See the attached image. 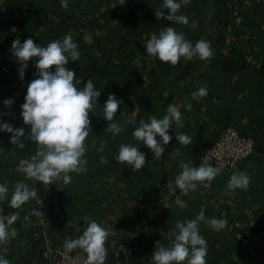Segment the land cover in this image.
I'll use <instances>...</instances> for the list:
<instances>
[{
  "label": "crops",
  "instance_id": "crops-1",
  "mask_svg": "<svg viewBox=\"0 0 264 264\" xmlns=\"http://www.w3.org/2000/svg\"><path fill=\"white\" fill-rule=\"evenodd\" d=\"M118 2L68 0L63 7L60 0H0V119L25 127L26 134L30 131L20 116V106L36 68L29 61L24 79L19 77V63L11 53L16 39L23 42L31 37L45 46L71 33L81 57L68 67L82 84L91 78L101 91L95 111L89 114L92 130L86 141L87 171L72 173L69 184L44 185L27 179L18 163L34 154L35 145L28 141L24 149H18L10 142V133L0 132V182L10 190L18 180L35 184L43 201L36 205L32 200L22 210L0 201L5 215L20 212L13 225L18 235L0 245V253L11 264H51L42 256L44 241L63 248L66 239L81 234L87 217L114 233L106 241L105 264H151L155 247L169 244L165 234L176 222L195 218L203 208L206 217L227 221L220 231L201 222L207 264H264V0H191L180 10L189 25L157 19L155 11L162 0ZM162 11L167 14L169 10ZM193 21L197 22L195 28L191 27ZM172 25L193 43L211 41L213 56L188 62L181 59L173 66L147 54L144 45L151 34ZM205 85L207 96L199 102L193 100L191 93ZM112 93L122 101L118 120L125 118L122 113L127 119L135 113L137 124L149 116L163 117L170 103H176L182 113L180 124L169 130L172 140L159 159L140 145L147 161L141 170L133 172L115 160L121 143H136L132 136L136 125L126 124L115 136L105 131L108 122L102 117V107ZM7 98H14L10 108L3 104ZM189 101L191 111L185 108ZM231 126L255 140L257 148L251 158L189 195L170 190L167 182L181 171L180 163L198 166L204 150ZM175 132L189 134L193 142L180 145ZM102 145L104 150L99 151ZM175 149L180 155L170 154ZM237 171L251 177L247 190L227 188ZM179 201L187 206L180 207ZM32 207L44 215L33 216ZM120 241L131 242L143 252L136 251L125 260L117 255Z\"/></svg>",
  "mask_w": 264,
  "mask_h": 264
},
{
  "label": "clouds",
  "instance_id": "clouds-1",
  "mask_svg": "<svg viewBox=\"0 0 264 264\" xmlns=\"http://www.w3.org/2000/svg\"><path fill=\"white\" fill-rule=\"evenodd\" d=\"M190 2L191 0H162L155 16L157 19L172 21L173 25H189L188 17L180 10ZM60 3L63 7L68 6V0H60ZM118 3L124 5L126 0H119ZM162 9L169 11L166 14ZM173 25L164 26L158 33L151 34L144 45L147 54L173 66L181 59L188 62L194 58L207 60L213 56L211 41L200 39L193 43L186 38L184 32L178 31ZM196 26L197 22L193 21L191 27ZM11 53L19 63V77L22 80L29 61H33L36 68L35 78L28 83L24 102L20 106V116L30 131L26 134L25 127H15L0 119V132L10 133V142L18 149H24L28 141L35 145L34 154L18 163L19 171L27 179L44 185H57L58 181L69 184L72 173L82 174L87 171L86 141L92 130L89 114L95 111L101 91L91 78L82 84L75 70L68 67L71 62H77L81 57L79 45L71 33L61 39H53L45 46L35 43L31 37L23 42L16 39L12 42ZM207 93L205 85L194 90L191 97L199 102ZM121 102L114 93L109 94L102 107V117L108 122L105 131L114 136L124 131L126 124L136 125L132 131L136 143H121L115 154L117 162L127 164L135 172L143 169L147 162L140 145H145L152 151L154 159H159L172 140L169 130L173 124H180L182 113L176 103H170L163 117L149 116L137 124L135 113L130 119L124 113L123 120L117 119ZM3 104L10 108L14 104V98L5 99ZM185 108L191 111L192 103L187 102ZM175 135L180 145L193 142L192 137L185 132H175ZM98 150L103 151L104 146ZM170 154L180 155V151L175 149ZM101 162L107 163L104 157H101ZM180 168L181 171L174 181L168 180L167 186L170 190H179L184 195H189L201 185L207 187L221 171L208 163L196 166L191 162H181ZM250 181L251 177L246 172L237 171L230 176L227 188L232 191L247 190ZM32 200H35L36 205L43 204L35 184L18 180L10 190L6 183L0 182V201H8L9 207L22 210ZM179 206L187 205L186 202L179 201ZM30 211L36 217L44 215L36 207H32ZM19 216V211L7 215L0 211V245L18 235L13 225ZM85 219L88 221L87 226L81 234L76 238L66 239L63 248L69 253L76 249L82 250L86 253L87 264H105L108 256L106 241L114 233L96 219ZM201 222L216 231L227 226V221L223 218L206 217L202 208L195 218L177 221L175 228L165 234L170 237V242L168 245L160 244L155 247L150 257L151 264H207L208 246L200 232ZM0 264H11V261L0 253Z\"/></svg>",
  "mask_w": 264,
  "mask_h": 264
},
{
  "label": "built area",
  "instance_id": "built-area-1",
  "mask_svg": "<svg viewBox=\"0 0 264 264\" xmlns=\"http://www.w3.org/2000/svg\"><path fill=\"white\" fill-rule=\"evenodd\" d=\"M256 142L231 126L220 133L215 141L207 147L201 158V163L212 164L220 168L221 174H231L242 161L248 160L256 152ZM36 226L42 224L37 223ZM117 255L128 260L136 251L143 249L133 246L131 242L120 241L117 244ZM43 259L51 264H87L86 253L82 250L66 252L64 248L53 246L48 240L43 243Z\"/></svg>",
  "mask_w": 264,
  "mask_h": 264
}]
</instances>
